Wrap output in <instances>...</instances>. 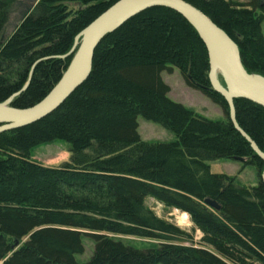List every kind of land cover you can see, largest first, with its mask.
Wrapping results in <instances>:
<instances>
[{"label": "trees", "instance_id": "trees-1", "mask_svg": "<svg viewBox=\"0 0 264 264\" xmlns=\"http://www.w3.org/2000/svg\"><path fill=\"white\" fill-rule=\"evenodd\" d=\"M31 1L36 8L5 40L17 0H0V104L20 110L49 95L77 36L119 0ZM183 1L237 44L248 74L264 77V0ZM172 68L221 107L224 120L171 100L161 75ZM209 74L199 34L172 10H147L105 37L89 79L56 112L0 134V264H80L85 238L94 244L86 264H264V161L235 129ZM234 106L239 127L264 154V108L245 99ZM138 117L176 141L144 142ZM57 141L71 145L69 163L46 168L33 160L36 148ZM220 160L255 167L258 185L213 174L210 163ZM149 199L186 214L202 234L199 246L149 209ZM123 237L153 244L139 250Z\"/></svg>", "mask_w": 264, "mask_h": 264}, {"label": "water", "instance_id": "water-1", "mask_svg": "<svg viewBox=\"0 0 264 264\" xmlns=\"http://www.w3.org/2000/svg\"><path fill=\"white\" fill-rule=\"evenodd\" d=\"M165 8L181 15L197 31L204 43L210 61V82L213 90L221 95L230 108V118L235 129L264 161V154L257 144L239 127L234 101L245 99L264 108V77L248 74L243 67L237 44L211 19L183 0H119L76 38L70 53L74 56L60 82L36 106L20 110L10 106V101L0 104V134L36 124L56 112L89 79L97 47L109 34L143 12ZM216 65L225 81L222 87L213 73ZM264 183V174L262 176ZM206 204L216 210L220 207L211 201ZM16 243L14 248H17Z\"/></svg>", "mask_w": 264, "mask_h": 264}, {"label": "rangeland", "instance_id": "rangeland-1", "mask_svg": "<svg viewBox=\"0 0 264 264\" xmlns=\"http://www.w3.org/2000/svg\"><path fill=\"white\" fill-rule=\"evenodd\" d=\"M240 3H247L250 0H236ZM38 1L17 0L10 15L8 24L4 32V39H8L20 25L23 19L36 8ZM70 9L77 10L79 4H68ZM264 35V23L262 25ZM218 74V73H217ZM216 74V75H217ZM162 79L171 89L169 97L176 103L184 105L193 110L200 116L213 121L224 120V112L221 107L214 104L201 91L189 87L180 71L172 68V71L162 73ZM217 80L222 87H225V81L220 74ZM138 133L146 143H171L176 141V136L163 128L162 126L146 121L138 117ZM71 145L64 141H57L51 145L38 147L33 152V160L46 168H59L71 160ZM211 172L217 175H227L237 178V184L243 188H253L259 183L258 172L255 167L247 166L243 168V163L239 161L220 160L210 163ZM264 174V172H263ZM263 176V175H262ZM159 218L167 220L176 225L182 231L191 234L195 238V245L199 246L202 234L193 230V225L186 214H182L176 209H170L158 203L154 199H149L146 203ZM123 241L134 246L139 250L148 249L153 243L132 237H123ZM85 253L77 256L76 260L80 264H86L91 259L94 250V244L88 238L84 239Z\"/></svg>", "mask_w": 264, "mask_h": 264}, {"label": "bare ground", "instance_id": "bare-ground-1", "mask_svg": "<svg viewBox=\"0 0 264 264\" xmlns=\"http://www.w3.org/2000/svg\"><path fill=\"white\" fill-rule=\"evenodd\" d=\"M213 73H214L215 77H217L218 75L221 74L220 69H219L216 65L213 66ZM217 73H218V74H217ZM216 74H217V75H216Z\"/></svg>", "mask_w": 264, "mask_h": 264}]
</instances>
